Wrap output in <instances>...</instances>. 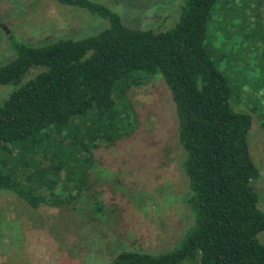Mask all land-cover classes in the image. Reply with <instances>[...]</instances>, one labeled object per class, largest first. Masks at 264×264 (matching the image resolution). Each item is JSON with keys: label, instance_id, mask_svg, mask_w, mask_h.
<instances>
[{"label": "trees", "instance_id": "obj_1", "mask_svg": "<svg viewBox=\"0 0 264 264\" xmlns=\"http://www.w3.org/2000/svg\"><path fill=\"white\" fill-rule=\"evenodd\" d=\"M50 1L109 26L82 38H10L14 54L0 65V86L16 89L0 105V159L25 173L0 167V195L14 194L35 209L43 201L40 190L55 193L61 186L64 196L52 193L51 202L65 204L70 190L87 187L92 151L127 136L132 109L124 95L140 78L161 75L177 114L187 222L171 247L123 251L107 264H185L193 258L199 264H264L258 240L264 231L262 175L249 145L253 116L232 107L231 89L205 48L218 0H185L167 31L130 28L93 0ZM45 144L50 151L39 159ZM43 160L58 166V178L49 169H43L47 180L39 175Z\"/></svg>", "mask_w": 264, "mask_h": 264}, {"label": "rangeland", "instance_id": "obj_2", "mask_svg": "<svg viewBox=\"0 0 264 264\" xmlns=\"http://www.w3.org/2000/svg\"><path fill=\"white\" fill-rule=\"evenodd\" d=\"M93 1L119 14L130 28L167 31L179 21L176 10L185 0ZM108 26L50 0H0V65L13 57L12 36L26 42L82 38ZM205 48L231 89L232 107L253 116L249 145L262 175L258 194L264 209V0H218ZM15 89L0 86V105ZM124 97L132 109L127 136L92 151L95 164L86 165V188L70 190L61 205L51 202L56 193L64 196L61 186L55 185L54 194L44 188L35 209L14 194L0 195V264H107L123 251L160 252L180 237L187 222L186 191L171 92L160 75L140 78ZM49 151L43 145L39 159ZM7 160L1 158L0 167L25 173ZM42 164L37 171L42 178H48L43 169L58 178L55 163ZM258 240L264 245V231ZM185 264L199 262L193 258Z\"/></svg>", "mask_w": 264, "mask_h": 264}]
</instances>
